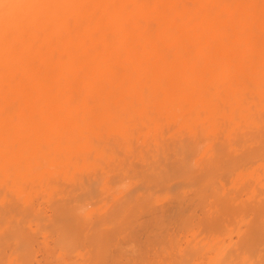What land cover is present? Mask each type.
<instances>
[{
	"label": "bare ground",
	"instance_id": "1",
	"mask_svg": "<svg viewBox=\"0 0 264 264\" xmlns=\"http://www.w3.org/2000/svg\"><path fill=\"white\" fill-rule=\"evenodd\" d=\"M0 264H264V0H0Z\"/></svg>",
	"mask_w": 264,
	"mask_h": 264
}]
</instances>
